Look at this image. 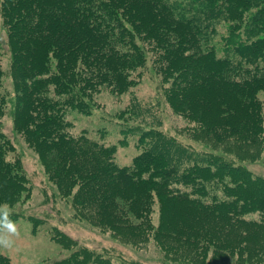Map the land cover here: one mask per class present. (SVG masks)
Returning a JSON list of instances; mask_svg holds the SVG:
<instances>
[{"label": "trees", "instance_id": "16d2710c", "mask_svg": "<svg viewBox=\"0 0 264 264\" xmlns=\"http://www.w3.org/2000/svg\"><path fill=\"white\" fill-rule=\"evenodd\" d=\"M0 25L6 33L4 51L0 42V122L9 102L2 90L4 52L13 130L40 159L44 154L61 195L79 185L77 203L83 207L128 196V208L137 205L141 212L126 211V220L140 219L144 226L151 225L156 204L158 226L164 207L186 208L191 229H182V235L156 229L154 241L158 233L180 240L176 252L189 253L190 263L210 252L221 264H259L253 262L264 252L262 177L159 131L157 112L135 96L128 102L130 118L124 120L117 144L128 146L132 132L142 131L139 152L125 167L114 163L117 144L102 143L85 130L70 133L66 113L89 116L101 92L118 96L131 91L152 62L167 85L169 107L223 140L198 111L207 101L192 96L209 92L218 99L222 118L232 114L231 103L246 117L230 137L264 149V103L259 98L264 94V0H0ZM11 152L13 145L0 126V178L8 189L9 182L25 187L22 161L6 159ZM73 160L90 169L76 172ZM121 211L125 213L118 208L114 214ZM17 218L10 215L13 222ZM180 221L175 220L177 225ZM0 264L10 263L0 255Z\"/></svg>", "mask_w": 264, "mask_h": 264}, {"label": "rangeland", "instance_id": "374dc122", "mask_svg": "<svg viewBox=\"0 0 264 264\" xmlns=\"http://www.w3.org/2000/svg\"><path fill=\"white\" fill-rule=\"evenodd\" d=\"M0 42L4 51L6 33L0 25ZM148 68L142 73L139 85L122 95H113L106 91L96 98V105L90 110L89 116L68 110L66 120L72 124L70 133L75 135L85 130L87 136H94L105 144H117L122 138L120 129L124 128V120L130 118L126 112L128 102L133 96L150 104L157 112L161 121L158 129L163 133L175 137L184 144L200 153L209 154L232 166L248 171L252 177L264 179V149L263 144L250 143L242 137H230L232 129L239 126L240 120H246L244 114L229 104L233 112L226 120L217 112L218 99L209 92L193 93L196 99L207 101L198 111L201 112L207 125L215 127L223 140L209 136L197 124L182 116L178 110L169 107L164 99V87L161 76L156 72V65L147 63ZM9 61L3 52L1 67L4 71L2 90L8 94L9 102L6 114L0 122L2 132L10 139L14 152L8 153L6 159L13 162L22 161L25 178L21 181L27 186L16 182H9L0 178V205L7 204L10 215H17L15 221L19 235L12 237L14 243L11 248L0 247V255L10 264H221L219 256L211 259V253L204 255L197 262L190 263L186 259L190 254H178L175 238L165 239L158 233L157 241L153 235L157 230L183 234L182 229L192 227L190 211L186 208L169 210L164 207L162 224L159 219V204L154 205L150 214V224H140V219L127 221L130 214L126 211L141 212L137 205L128 208L125 199L128 196L119 194L114 199L93 200L85 207L78 205L77 199L80 186L73 184L72 190L61 195L57 189V179L51 170L46 169L44 154L41 159L37 153L25 143L21 134L14 130L12 122V107L10 106V86L12 83L8 75ZM148 72V73H147ZM259 98L264 103V94ZM13 101V99H12ZM95 101V100H94ZM176 108V104L172 103ZM196 110V104L193 105ZM236 109V110H235ZM202 125V124H201ZM203 127V126H202ZM244 129L247 132V127ZM141 129L132 132L128 146H116L113 154L114 163L118 167L129 166L132 158L139 152L137 138ZM31 146L34 142H31ZM33 147V146H32ZM39 150V148H36ZM35 149V150H36ZM36 150V151H37ZM76 172H87L89 166L79 164L76 160ZM19 185V186H18ZM129 194L130 191H124ZM104 193L103 198H107ZM120 196L124 198H119ZM84 199V197H83ZM125 209L121 215H115L116 209ZM179 218L180 225L175 222ZM134 220V219H133ZM138 224V226H134ZM183 225V227H181ZM235 243V242H234ZM246 262V261H245ZM264 264V252L254 258L253 263Z\"/></svg>", "mask_w": 264, "mask_h": 264}, {"label": "clouds", "instance_id": "9594fccd", "mask_svg": "<svg viewBox=\"0 0 264 264\" xmlns=\"http://www.w3.org/2000/svg\"><path fill=\"white\" fill-rule=\"evenodd\" d=\"M11 210L7 204L0 205V247L11 248L13 246L12 237L18 236L15 222L10 219Z\"/></svg>", "mask_w": 264, "mask_h": 264}]
</instances>
